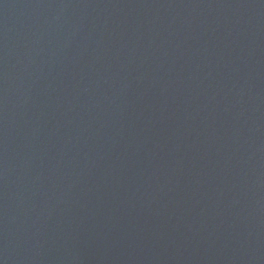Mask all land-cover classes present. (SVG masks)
<instances>
[{"label":"water","instance_id":"obj_1","mask_svg":"<svg viewBox=\"0 0 264 264\" xmlns=\"http://www.w3.org/2000/svg\"><path fill=\"white\" fill-rule=\"evenodd\" d=\"M0 264H264V0H0Z\"/></svg>","mask_w":264,"mask_h":264}]
</instances>
